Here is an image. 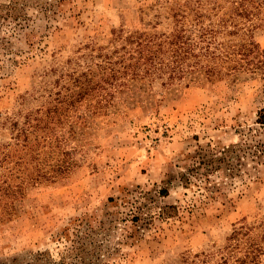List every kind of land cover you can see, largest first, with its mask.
I'll use <instances>...</instances> for the list:
<instances>
[{"label":"rangeland","instance_id":"rangeland-1","mask_svg":"<svg viewBox=\"0 0 264 264\" xmlns=\"http://www.w3.org/2000/svg\"><path fill=\"white\" fill-rule=\"evenodd\" d=\"M190 1L67 0L49 25L37 22L31 44L24 35L14 40L18 63L0 69V146L11 144L15 155L8 164L13 195L0 200V260L37 252L56 260L65 228L106 222L124 210L125 198L142 196L143 220L130 238L127 222L102 232L93 248L98 264H181L185 252L222 246L234 225L264 214V128L256 123L264 79L214 81L195 72L173 84L167 76H126L107 90L103 70L111 56L120 60L126 36L171 33L176 7ZM253 35L264 49V28ZM89 70L91 92L96 83L105 89L65 106L58 118L53 107L73 86L70 76ZM22 129L30 132L23 151ZM245 141L252 147L239 157L233 150ZM200 146L215 158L231 151L218 170L203 169L187 185L182 174ZM63 151L76 163L70 172L55 182L31 179Z\"/></svg>","mask_w":264,"mask_h":264},{"label":"trees","instance_id":"trees-1","mask_svg":"<svg viewBox=\"0 0 264 264\" xmlns=\"http://www.w3.org/2000/svg\"><path fill=\"white\" fill-rule=\"evenodd\" d=\"M66 2L67 0H0V69H3L7 61H10V65L18 63L16 56L19 53L14 52V40H20L21 35H24L26 42L31 44L28 37L40 26L37 22L43 20L49 25ZM32 8L34 11L30 12ZM173 16L175 28L169 34L158 35L136 30L126 36L124 54L119 57L120 60H113L111 56L112 61L103 70V75L107 76L106 83H110L107 90L118 89L119 86L113 83L119 77L125 79L126 76L134 80L139 77L154 79L155 75L167 76L166 80L173 84L195 72H204L214 81L228 77L264 79V49L253 35L255 30L264 28V0H194L192 7L179 4ZM12 53L15 54L13 57ZM118 63L120 65L117 68ZM91 71L70 76L73 86L68 89L67 94L57 98L53 107L58 118L65 106H73L87 99L95 90L105 89L101 83H96L91 92ZM128 85L124 83V88ZM112 95L114 94L107 95V98L112 99ZM256 123L264 128V108L259 111ZM260 129H254V136L261 133ZM21 136L24 137L23 143L17 150L23 151L30 143L28 129H22L16 139ZM246 142L238 144L233 150L239 157L242 154L238 151L245 152L246 147H252ZM12 149L11 144L0 146V200L13 195L10 192L12 167L8 166L15 156ZM200 149L190 156L186 172L182 174L187 185L194 177L203 174V169L206 172L218 170L231 151L229 148L222 150V155L215 158L213 153L208 156L201 146ZM257 150L253 153L256 154ZM61 154V159L48 164L49 170L46 173L31 179L34 182H55L70 172L76 163L70 152L63 151ZM23 184L24 180L18 188ZM141 199L142 196L123 199L119 204L124 210L109 213L106 222L100 221L95 227L80 223L74 232L65 228L58 239L63 243V251L56 260L49 257L48 252H37L9 257L0 260V264H45L49 261L51 264H98L93 248L99 243L100 234L106 232L112 235L121 222H127L130 225H126V238L133 237L136 233L133 229L140 227L138 222L143 220L145 214L146 206ZM7 213L11 214L12 211L7 210ZM263 255L264 214L253 222L234 225L222 246L197 253L185 252L181 264H262Z\"/></svg>","mask_w":264,"mask_h":264}]
</instances>
